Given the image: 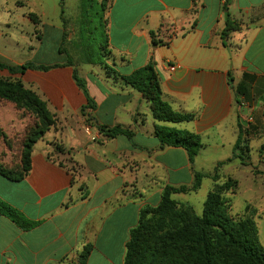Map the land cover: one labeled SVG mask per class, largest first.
I'll return each instance as SVG.
<instances>
[{
    "label": "crops",
    "instance_id": "crops-1",
    "mask_svg": "<svg viewBox=\"0 0 264 264\" xmlns=\"http://www.w3.org/2000/svg\"><path fill=\"white\" fill-rule=\"evenodd\" d=\"M118 6L119 21L117 16L109 24L107 36L113 66L128 67L126 74L118 72L128 76L153 63L164 100L195 118L149 123V102L113 75L105 80L116 81L111 87L102 85L97 74L82 78L96 105L84 112L88 101L72 67L70 73L34 82L64 124L37 142L23 180L0 174V200L37 223L23 230L0 214V264H75L89 244L93 251L87 264L92 257L97 264H124L143 208L157 206L166 186L190 187L196 172L213 175L220 163L234 158L251 169L247 175L257 196L247 201V210L254 211L264 247V185L258 182L264 177V0H232L227 7L226 0H111L105 13ZM228 15L239 27L224 36ZM67 114L77 116V126L69 124ZM156 123L200 136L202 147L193 163L183 148L160 147ZM116 126L131 130L132 140L101 130ZM47 139L60 150L48 148ZM256 140L262 144L255 160ZM223 166L221 182L232 178ZM183 172L188 182L177 177ZM208 184L209 194L216 185L211 177L203 178L196 192Z\"/></svg>",
    "mask_w": 264,
    "mask_h": 264
},
{
    "label": "trees",
    "instance_id": "trees-1",
    "mask_svg": "<svg viewBox=\"0 0 264 264\" xmlns=\"http://www.w3.org/2000/svg\"><path fill=\"white\" fill-rule=\"evenodd\" d=\"M111 0H102L103 7ZM232 0H226V7ZM107 8V7H106ZM105 9V8H104ZM230 16L223 35L238 28ZM153 35V34H152ZM107 35L104 37L103 49L110 55ZM107 50V51H106ZM89 64H95L92 53H86ZM68 66L73 68V79L84 93L88 104L85 109L96 107L90 97L86 82L82 79L72 60L64 65H43L26 63L9 65L0 62V70L7 71L11 76H24L28 71L49 72L53 69ZM108 74L121 78L127 85L143 95L149 102L156 122L179 124L193 121V114L175 111L164 100L160 78L153 63L136 70L128 76H121L116 69L108 67ZM0 97L24 105L37 113L42 122V128L23 145L22 169L14 172L7 165L0 163V174L12 181L23 180L31 170L32 154L35 145L54 125V117L48 102L37 92L25 88L22 82H10L0 78ZM110 137L124 135L132 140L134 133L120 126L113 128L101 127ZM155 133L160 141V147L183 148L188 152L193 163L198 155L202 142L199 135L186 130L159 125L156 123ZM242 136L238 137L235 149L240 148ZM220 163L213 175L195 173L192 186H166L160 203L157 206H147L140 211L137 225L130 232L126 245L124 264H264V247L259 239V231L254 219L250 216H234L230 210L228 194L235 195L238 187L236 180L227 178L220 180ZM211 177L216 182L204 202L202 215H198L190 204H180L173 196L180 193L196 192L201 187L202 179ZM88 197L85 191L83 199ZM231 211V210H230ZM0 214L10 219L23 230H31L37 223L26 219L20 212L0 200ZM93 251V245L84 247L77 257V264H87Z\"/></svg>",
    "mask_w": 264,
    "mask_h": 264
},
{
    "label": "rangeland",
    "instance_id": "rangeland-1",
    "mask_svg": "<svg viewBox=\"0 0 264 264\" xmlns=\"http://www.w3.org/2000/svg\"><path fill=\"white\" fill-rule=\"evenodd\" d=\"M108 6L107 2V8L103 7L102 0H0V62L9 65H54L72 60L81 78L90 72L100 75L103 79L100 83L104 86L117 85L113 78H108L110 83L106 84L107 76H111L108 74V67H113L118 72L120 70L121 74H126L128 67L115 68L108 57L110 55L103 49L105 35L110 38L109 24L115 22L120 9L119 6L109 9L111 15H108L105 13ZM117 20L119 21V16ZM87 52L93 54L94 65L87 64ZM117 57L118 64L120 57ZM70 71L69 67H60L36 76L32 72L24 76H11L7 71L0 70V78L13 83L22 82L25 88L40 95L33 86L34 82ZM51 114L55 120L51 129L64 124L56 113L51 111ZM147 114L151 123L153 116L150 108ZM66 116L70 125L77 126V116ZM40 128L42 122L37 113L22 104L0 97V163L14 172H20L23 145ZM139 141L141 142L140 138L137 139ZM46 142L53 151L60 150L59 144L50 139ZM261 144L262 141L259 140L253 144L252 157L255 160ZM172 161L180 163L179 158H173ZM221 170L239 182L237 194L227 195L231 206L229 212L234 216L252 217L254 211L247 210V201L253 200L257 194L252 190L254 186L251 177L247 175L251 169L241 168V160L234 158L226 162ZM177 177L183 182L189 180L186 172ZM258 182L264 185V177H259ZM209 188V184L208 187L204 185L199 192L180 193L173 198L180 204H190L198 215H202ZM97 262L92 257L90 264ZM68 264L74 263L69 261Z\"/></svg>",
    "mask_w": 264,
    "mask_h": 264
},
{
    "label": "built area",
    "instance_id": "built-area-1",
    "mask_svg": "<svg viewBox=\"0 0 264 264\" xmlns=\"http://www.w3.org/2000/svg\"><path fill=\"white\" fill-rule=\"evenodd\" d=\"M171 70L174 71L175 70V67H172Z\"/></svg>",
    "mask_w": 264,
    "mask_h": 264
}]
</instances>
